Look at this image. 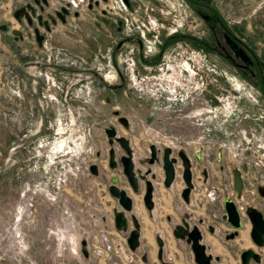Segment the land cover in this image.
Listing matches in <instances>:
<instances>
[{
	"label": "rangeland",
	"instance_id": "rangeland-1",
	"mask_svg": "<svg viewBox=\"0 0 264 264\" xmlns=\"http://www.w3.org/2000/svg\"><path fill=\"white\" fill-rule=\"evenodd\" d=\"M97 1L76 14L69 10L50 31L39 26V46L26 19L13 15L25 2L39 6L0 0V264H160L156 235L163 240V259L196 264L191 245L172 233L181 222V212L171 211L176 195L168 197L159 185L160 203L149 215L143 187L134 193L120 167H109L104 130L113 126L127 137L137 167L150 144L193 159L194 192L185 209L194 223L213 192L219 208L231 194L232 167L245 164L248 174L264 176L262 89L218 44L214 48L209 25L184 0H124L125 7ZM211 1L207 11L218 17V36L229 30L250 39L259 53L263 42L247 36L245 27H254L252 15L264 17V0ZM42 13L47 17L49 7ZM12 27L22 30V39H12ZM128 35L133 40L116 48ZM116 151L123 153L117 145ZM91 163L98 174L90 172ZM180 169L175 194L185 185ZM118 174L140 221L134 251L112 226L118 204L107 186ZM201 193L209 200L200 202ZM211 224L218 231L216 219ZM222 235L220 251L205 240L209 252L226 255L217 264H241V250L248 247L262 253V261L251 264H264V246L254 243L221 253L237 239Z\"/></svg>",
	"mask_w": 264,
	"mask_h": 264
},
{
	"label": "water",
	"instance_id": "water-1",
	"mask_svg": "<svg viewBox=\"0 0 264 264\" xmlns=\"http://www.w3.org/2000/svg\"><path fill=\"white\" fill-rule=\"evenodd\" d=\"M35 3L39 4L40 0H34ZM44 4L47 3L46 0H41ZM42 9V6H39ZM67 12L65 7H61L60 10L56 11L57 16L61 21L65 20L64 13ZM14 17L18 21H22L24 17L28 25H32V20L35 17L38 22L42 21V14L36 11V8L30 3L27 2L24 5H21L14 9ZM50 16V15H49ZM54 22V19L52 18ZM44 27L46 30H50L48 22L44 19ZM5 25H1V28H4ZM11 32L17 36H21V32L17 28H12ZM34 32L36 33V39L40 43L43 34L39 32L37 27H34ZM229 39V38H228ZM231 45H236L234 41L229 39ZM237 53L245 60L247 55L244 54L243 50H237ZM114 114H117L118 111H114ZM118 120L122 123L124 127H128V122L125 117L119 116ZM105 133L109 143L108 151V165L110 168H115L117 166V160L115 157V142L120 145L124 150V153L119 156L118 161L122 166V173L125 175L126 180L131 187L133 192H137L140 186V180L144 181L145 188L142 195V201L146 209L151 210L153 207L152 199V181L147 177L150 173V177H154L151 167H146L142 169L137 167L134 163L133 152L130 148L129 141L127 137L117 134L116 128L113 126H108L105 128ZM150 154L144 158L139 159L140 163L145 166L146 163L154 164L155 162H161V167L164 172L163 184L169 186L175 177V167L178 157L181 159L182 172L181 177L185 182L184 188L181 189V196L186 202H190L191 191L194 188L193 182V172L191 168V161L189 157L182 151L177 152L178 156L172 155V150L169 146H165L162 150L156 148L154 144L149 146ZM161 153L159 154V152ZM89 170L92 174H98V167L95 163L89 165ZM118 175L110 178V182L107 186L108 192L112 197L117 201L118 206L113 209V223L116 229L126 232V243L130 250L134 251L139 246L140 243V223L136 215L132 212L133 201L132 197L128 194L126 189L119 184ZM234 186L240 196L243 190V180L241 171L239 169L234 170ZM225 214L223 217L227 219L234 230L230 231L226 238H234L239 235V229L242 227V215L238 208L236 201L227 197L224 200ZM247 215L253 221V225L250 229V234L253 237L255 244L257 246L264 245V220L261 216L260 211L256 207H249L246 209ZM129 214V215H128ZM190 214L186 212L182 214L181 222L175 223L172 227V233L175 237L180 239H185L190 245L194 253V259L198 264H216L215 261L220 259L219 255H214L213 253L207 250L206 244L202 241L203 232L201 227L197 223H191ZM129 221L132 223V227L129 225ZM202 220H199L201 222ZM213 231V229L211 228ZM156 242L158 244L157 257L160 260V264H172L169 260L163 259V240L160 235H156ZM84 243V241L82 242ZM241 262L242 264H251V259H254L257 262L261 261V254L258 250H255L253 247L245 248L241 251ZM141 258L146 260L147 254L143 252Z\"/></svg>",
	"mask_w": 264,
	"mask_h": 264
},
{
	"label": "flooded vegetation",
	"instance_id": "flooded-vegetation-1",
	"mask_svg": "<svg viewBox=\"0 0 264 264\" xmlns=\"http://www.w3.org/2000/svg\"><path fill=\"white\" fill-rule=\"evenodd\" d=\"M46 1H47L46 4L41 2V0H40L39 4H37L35 2L34 3L37 4L38 6L43 7L42 9H40V7H39V10L36 9V11L38 13L42 14V21L45 19L48 22V25L50 26V30H51V26L56 24L57 21L60 20V18L56 14V11L60 10L61 7H65L67 9V12L63 14L64 17H65V15H68L70 11L65 5L59 6L56 8V7L52 6L51 0H46ZM91 1H94L95 3L98 2L97 0H91ZM184 1L187 4H191L193 7V10L195 12H197L199 15H201L204 18V20L206 21V23L209 25V29L211 30V34H212V37H213V40L215 43L214 48L216 49L217 44H218L220 46L221 51L225 54L226 58L230 61V63L232 65H234L235 67L239 68L241 70V72H243L245 75H249L250 78H252L254 80V82L257 84V86L262 89L261 94L264 96V54H263V52H264V17H262V15L257 14V13L252 15L251 21H253L254 27L253 28H250L249 26L245 27L247 30H249V32L246 31L247 36H250V35L258 36L259 40L261 42H263L262 45L259 46L261 49L259 48V50L257 51L259 53H256L254 45L251 43L250 39H248V38L244 39L242 37H238L236 33H233L229 30L223 31L221 33V35L218 36V33H219L218 32V30H219V28H218V24H219L218 23V17L216 15L212 14L211 11L210 12L207 11L208 9L210 10V8H211V10H212V8H213L211 5V2H212L211 0H184ZM25 3H27V2H25ZM88 3L89 2H87V4ZM32 5L35 7L34 4H32ZM208 5H209V7H208ZM47 7H49V9H50V13H47V17H44L42 11L44 9H46ZM74 11H75V14H76V12H78L77 9H75ZM13 12H14V10H13ZM52 18L54 19V22L52 21ZM42 21L39 23L38 20L34 21V18H33L32 25H29L30 27H32L33 32H34V27H37L39 32L41 30L39 26H42L45 29ZM22 22H23V20H22ZM12 28H14V27H12ZM12 28H11V30H12ZM3 29H5V27ZM17 29H19V28H17ZM19 30L21 32V36H17V38H15L16 35H14L11 32L13 34L14 40L22 39L23 33H22L21 29H19ZM50 30H46V31H50ZM250 31H252V33H250ZM42 34H43V38H41L40 43H38L36 36H35L36 33L34 32V37H35L37 44L39 46H42V44H43L42 41L44 39V33H42ZM133 38H134L133 36L128 35L123 40L119 39L117 44H116V48H119L123 44V42H125V41L133 40ZM228 38L230 40L234 41L236 45H234V44L231 45L229 43ZM138 43H140V40L138 41ZM237 50H243L244 54H246L248 56L247 59L244 60L241 57V55L237 53ZM116 72L118 73L119 80L122 83V79L124 78L122 75V72L119 71V68H117ZM117 134H119V133L117 132ZM119 135H121V134H119ZM116 145L118 147H120V145L115 142V144H114L115 157L117 160V166L115 168L120 167V169H121L122 166H121L120 162L118 161V159H119V156L124 153V150L120 147L123 153L117 155ZM182 152H184V151H182ZM160 153H161V151L159 152V154ZM149 154H150V149H148V155H146V156H149ZM172 155H174V154H172ZM196 158L199 162L202 161V157L199 156L198 154H196ZM133 159H134V156H133ZM179 159L180 158L178 157V160ZM189 159L191 161V157H189ZM178 160H177V162H178ZM180 161H181V159H180ZM134 163H135V161H134ZM155 163H158V162H155ZM152 165L153 164L146 163V165L145 166L142 165L143 167H141V168L145 169L146 167H151ZM236 168L241 171L242 180H243V190H242V193L240 196L238 195V193L235 189V186H234V170ZM151 169H152V167H151ZM246 170H248V167L245 164L242 167H235V166L232 167V178H231V186H230L232 192H231V194H228L227 197H231L236 201L238 208L241 212V215L243 214L242 215V223H243L242 227L244 226V223H246V224H249L250 229H251V227L253 225V223H252L253 221L250 219V217L246 213L247 208L256 207L260 211L261 216L264 220V176L262 177V175H261L262 178H258V176H256L254 174L256 172L248 174ZM181 172H182V167H181ZM192 172H193V170H192ZM152 173H154L153 169H152ZM204 173H205V175L208 174L205 171H204ZM148 175L150 176V173ZM118 177H119V181H120L121 180L120 174H118ZM150 178H152V177H150ZM141 182H143V185ZM126 183L128 184V182H126ZM142 186H144V188H145L144 181L140 180L139 189L137 192H134V193H136V194L140 193L142 190L141 189ZM144 188H143V192H144ZM152 189H153V187H152ZM213 194H214V197H212V198L216 199V197H217L216 193L213 192ZM124 233L126 235V232H124ZM251 239L253 242H255L252 236H251ZM263 246H260V248H262ZM260 254H261V261H262V253L260 252ZM252 260H254V259H251V261Z\"/></svg>",
	"mask_w": 264,
	"mask_h": 264
},
{
	"label": "crops",
	"instance_id": "crops-1",
	"mask_svg": "<svg viewBox=\"0 0 264 264\" xmlns=\"http://www.w3.org/2000/svg\"><path fill=\"white\" fill-rule=\"evenodd\" d=\"M14 37H12V39H13ZM14 40V39H13ZM12 44V43H11ZM129 145H130V142H129ZM131 146V145H130ZM181 163V162H180ZM192 164H193V159L191 158V168H192V170H193V166H192ZM152 169H153V172H154V177L153 178H150V176L149 175H147V177L149 178V179H151V181H152V187H153V189H152V199H153V202H154V204H153V207H152V209L151 210H148V209H146L147 211H148V213H149V215H151L152 214V212L154 211V210H156V208H157V206H158V203H160V201H159V199L157 198V194H160V191H159V189H158V187H159V185L162 187V190H164L165 192H164V194H167L168 195V197H169V194H172V196H175L176 195V202L175 203H173L172 204V208H171V211H173V212H181V217H182V214H185L186 213V204H189V203H191V199H190V202H186L185 200H184V198H182V196H181V189L182 188H184V186L185 185H182L178 190H177V192H176V194L174 193V180H175V178H176V172H178V168L179 167H182V165L181 166H179V160H178V162L176 163V164H174V167H175V177H174V180L172 181V183L169 185V186H165L164 184H163V178H164V172H163V169H162V167H161V163L160 162H158V163H154L152 166ZM180 172H181V169H180ZM182 178V177H181ZM155 179H157V180H155ZM193 180H194V175H193ZM185 183V182H184ZM156 184H158V185H156ZM143 188H144V186H142ZM170 192V193H169ZM193 189H192V191H191V196H193ZM204 196V197H203ZM165 196L163 195V197L161 198V200L164 198ZM200 202H202L203 201V199L204 200H209L208 199V197H207V195H204V193H201V194H199V196H198V198H197ZM226 199V198H225ZM225 199H222V205H221V210H220V208H219V205H217L216 204V202L217 201H215L214 203H213V201L214 200H216V199H213L212 198V201H211V204L209 203H206V207L207 208H205V204L202 206V208H200V210H199V214H197L196 216V220H194V223H197V224H199V226L201 227V230H202V232H203V239H202V241L206 244V246H207V242L208 243H210L211 245H212V247L216 250V251H220V250H222V248H220V246H219V243H221V241H222V237H221V235H222V233H223V235H224V239H226V240H235L236 238V240L234 241V242H232V243H230L229 245H225L224 246V248H223V251H221V253H223L224 252V249L226 248L227 249V252H230V250L229 249H231V247H241V246H245V245H247V244H249V243H254L255 244V242H253L252 241V239H251V234H250V226H249V224H246V223H244V226L243 227H241L239 230H242L241 232L239 231V235H237V236H235L234 238H226V235L230 232V231H233L234 230V228H233V226L231 225V223L227 220V219H225L224 217H223V215L225 214V208H224V200ZM212 203H213V205H212ZM144 204V203H143ZM203 204V203H202ZM145 206V205H144ZM146 208V207H145ZM168 209V208H167ZM169 210V209H168ZM138 212V211H137ZM243 215V214H242ZM193 216L192 215H190V221H191V218H192ZM138 218V217H137ZM168 218V217H167ZM212 219H216V221H217V227H218V231H217V229L215 228V227H213L212 226V224H211V220ZM112 220H113V216H112ZM111 220V221H112ZM199 220H202L201 222H199ZM138 221H139V219H138ZM139 223H140V221H139ZM191 223H193V222H191ZM112 224L114 225V223H113V221H112ZM207 228L209 231H210V233L209 234H207L206 235V233L204 232V228ZM211 228L213 229V231L211 230ZM232 229V230H231ZM140 233H141V230H140ZM222 235V236H223ZM205 240H207V242H205ZM208 250V249H207ZM242 251V250H241ZM218 255V254H217ZM220 256V259H219V261L221 260V258L224 260L225 259V256L226 255H219ZM240 257H241V255H240ZM193 258H194V255H193ZM194 261H195V259H194ZM171 262V261H170ZM196 262V261H195ZM172 264H175V262L174 261H172L171 262ZM216 263V262H215ZM179 264V263H178ZM196 264H198L197 262H196ZM217 264V263H216ZM241 264H242V262H241Z\"/></svg>",
	"mask_w": 264,
	"mask_h": 264
},
{
	"label": "built area",
	"instance_id": "built-area-1",
	"mask_svg": "<svg viewBox=\"0 0 264 264\" xmlns=\"http://www.w3.org/2000/svg\"><path fill=\"white\" fill-rule=\"evenodd\" d=\"M109 1L114 3L115 5H117L119 7L121 6V4H123L122 6L125 7L124 0H109ZM87 2H88V0H51L52 6L57 8L59 6L65 5L70 11H74L75 9H77V10L82 9L83 4H87ZM85 168L88 169L87 166H85ZM88 201H90V200H88ZM90 202H87V204H90ZM112 216H113V213H112ZM112 226L117 231V233H118L117 235L120 236L122 244L126 246L127 243H126L125 233L123 234V232L121 230L116 229L113 224H112ZM127 247H128V245H127Z\"/></svg>",
	"mask_w": 264,
	"mask_h": 264
},
{
	"label": "bare ground",
	"instance_id": "bare-ground-1",
	"mask_svg": "<svg viewBox=\"0 0 264 264\" xmlns=\"http://www.w3.org/2000/svg\"><path fill=\"white\" fill-rule=\"evenodd\" d=\"M133 199V198H132Z\"/></svg>",
	"mask_w": 264,
	"mask_h": 264
}]
</instances>
